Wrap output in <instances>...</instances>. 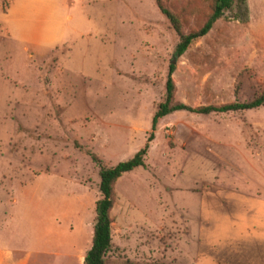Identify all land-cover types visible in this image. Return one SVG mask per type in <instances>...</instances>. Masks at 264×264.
Listing matches in <instances>:
<instances>
[{"label":"rangeland","instance_id":"obj_1","mask_svg":"<svg viewBox=\"0 0 264 264\" xmlns=\"http://www.w3.org/2000/svg\"><path fill=\"white\" fill-rule=\"evenodd\" d=\"M164 1L186 32L208 12ZM12 2L0 0V264H82L98 168L143 146L171 61L190 107L264 88V0H245V17L232 7L176 60L154 0ZM114 192L109 260L264 264V105L164 116Z\"/></svg>","mask_w":264,"mask_h":264},{"label":"trees","instance_id":"obj_2","mask_svg":"<svg viewBox=\"0 0 264 264\" xmlns=\"http://www.w3.org/2000/svg\"><path fill=\"white\" fill-rule=\"evenodd\" d=\"M154 3L158 12L168 22L177 37V43L172 51L173 60L179 58L193 41L205 36L212 25L222 18L223 14L232 7H236L237 13L243 17H245L247 11L245 0H208V12L202 24L196 29L186 32L178 16L171 11L164 0H154ZM173 70L174 65L170 62L167 66L163 99L158 103L150 118L149 132L147 133L143 146L126 161L118 162L113 166H99L98 168L99 197L94 203L90 246L84 254L82 264H138L127 260H109L106 257L107 252L111 248L110 227L112 219L110 217V211L115 200L114 184L116 180L123 174L143 166V158L147 152L148 144L153 140V133L159 119L173 112H186L195 115L225 114L228 112L253 110L264 105L263 88L252 99L245 102L233 101L222 105L190 107L174 99L175 88L171 80ZM90 158L93 162H98L93 155H90ZM143 264L170 263L148 262Z\"/></svg>","mask_w":264,"mask_h":264},{"label":"crops","instance_id":"obj_3","mask_svg":"<svg viewBox=\"0 0 264 264\" xmlns=\"http://www.w3.org/2000/svg\"><path fill=\"white\" fill-rule=\"evenodd\" d=\"M13 3H14V0L12 3H10L9 8L11 5H13ZM6 256H9V250H7V248L0 249V259L3 260L5 259Z\"/></svg>","mask_w":264,"mask_h":264},{"label":"water","instance_id":"obj_4","mask_svg":"<svg viewBox=\"0 0 264 264\" xmlns=\"http://www.w3.org/2000/svg\"><path fill=\"white\" fill-rule=\"evenodd\" d=\"M171 63L173 64L174 62H173V61H171Z\"/></svg>","mask_w":264,"mask_h":264}]
</instances>
